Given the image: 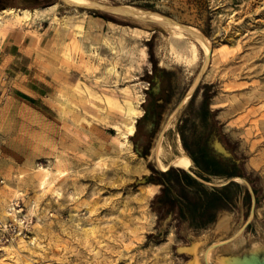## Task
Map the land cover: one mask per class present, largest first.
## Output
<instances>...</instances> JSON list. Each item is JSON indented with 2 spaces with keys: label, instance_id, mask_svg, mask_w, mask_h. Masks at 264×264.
I'll return each mask as SVG.
<instances>
[{
  "label": "rangeland",
  "instance_id": "374dc122",
  "mask_svg": "<svg viewBox=\"0 0 264 264\" xmlns=\"http://www.w3.org/2000/svg\"><path fill=\"white\" fill-rule=\"evenodd\" d=\"M15 2L20 10L1 16L31 34V60L0 74V264H187L185 247L212 242L224 211L225 237L240 232L217 253L264 242V0ZM122 6L200 31L210 42L204 71L192 38ZM46 7L33 17L21 10ZM163 74L167 98L142 156L132 135L124 140V121L136 127ZM177 138L192 160L182 169L208 189L235 178L231 210L202 228L158 208L162 186L149 181ZM201 148L238 175L203 172Z\"/></svg>",
  "mask_w": 264,
  "mask_h": 264
},
{
  "label": "trees",
  "instance_id": "16d2710c",
  "mask_svg": "<svg viewBox=\"0 0 264 264\" xmlns=\"http://www.w3.org/2000/svg\"><path fill=\"white\" fill-rule=\"evenodd\" d=\"M31 2L32 5L22 8L44 7L53 4L54 0H31ZM5 7H17L15 0H0V10ZM167 87V79H164L161 93L165 98H167L165 93ZM197 163L203 172L214 176L231 177L239 173L235 163H230L228 159L206 148L200 149ZM153 173L149 181L162 186L161 193L155 199L158 208L168 213H173L177 209V213L189 218L195 227L202 228L214 222L218 212L231 210L233 195L229 193V188L235 185L233 181L220 188L208 189L182 168L169 167L164 171H153Z\"/></svg>",
  "mask_w": 264,
  "mask_h": 264
},
{
  "label": "bare ground",
  "instance_id": "6f19581e",
  "mask_svg": "<svg viewBox=\"0 0 264 264\" xmlns=\"http://www.w3.org/2000/svg\"><path fill=\"white\" fill-rule=\"evenodd\" d=\"M69 1L76 3L78 0H69ZM79 2H81V1H79ZM50 8L51 7L35 8L31 11L28 9H21V10L25 14V16L33 17V16L37 15L40 11L48 10ZM119 8L120 9H127L130 12L139 14L140 16H144L146 18L150 17V18H153L155 20H158L159 22H162V24L167 25L171 29H175V28L179 29L180 35L188 36V37L192 38L195 42H197L198 45H200V47L202 49H204L205 59L203 62V66L200 70V73H202L204 71V69L206 68L208 59H209V55H210V42H209L208 38L206 36H204L200 31H198L194 28H191V27H187V26L176 27L175 23H173V22L163 23L166 19H163L162 17H160V16H158L152 12H143V11L133 9L132 7H125V6H122ZM13 10H20V9H13L11 7L2 9V10H0V17H3V16H1L2 14L7 13V12H11ZM89 26H90V28H92L91 24H89ZM232 56L234 57V56H236V54L232 55ZM260 59H264V56H261ZM196 82L197 81L194 82L193 86L196 84ZM193 86L191 87L190 90H192ZM262 101H264V100H262ZM126 103H127V107H126L127 108V114L132 113V112L134 113V110H133L131 103L129 101ZM171 117L173 118V116H171ZM169 120L167 121L168 122L167 127H168V125H172V119L170 121ZM134 122H135L134 117H129L124 121L126 131L123 133V137H124V140L126 142L128 141L127 137L132 135L134 132V129H135ZM176 140H177V147H176L177 153L176 154L173 151H171L170 149L167 152H161V157H163L164 159H166L168 161L167 165L162 163L160 158H157V164L163 171L166 170L168 167L166 169H164V168L166 166H169V165L189 170V166L191 164V159L187 155L185 150L182 148L179 139L177 138ZM214 146L217 150H219L221 152H225L223 146L218 141L214 142ZM223 213H227V214H224L220 217V215ZM228 214H230V213L224 211L218 215L216 221L214 222L213 228L211 230V234H213L215 236V238L212 242L208 243L207 242L208 240L206 239L207 238L206 237L205 239L196 240V241L192 242L189 247H185V250H187L192 256L191 260L187 264H256V260L262 254H264V242H261V241H253L250 244V246L245 248V250L241 254L222 253V252L217 253L216 252V249L218 246L223 245V244L227 243L229 240L235 238L238 235V233L240 232V230H239L237 233L230 236L229 238L225 237L231 229V222H229L230 217ZM231 221H232V216H231ZM228 222L230 224L229 228L227 229V231L223 235H219L214 231V227L217 225V223H219V225H221V226H228Z\"/></svg>",
  "mask_w": 264,
  "mask_h": 264
},
{
  "label": "crops",
  "instance_id": "0c3cea01",
  "mask_svg": "<svg viewBox=\"0 0 264 264\" xmlns=\"http://www.w3.org/2000/svg\"><path fill=\"white\" fill-rule=\"evenodd\" d=\"M9 17L0 22V74L20 70L30 65L31 54L28 48L31 34L25 26L19 27L7 24ZM30 31V30H29ZM16 67V69H15Z\"/></svg>",
  "mask_w": 264,
  "mask_h": 264
},
{
  "label": "flooded vegetation",
  "instance_id": "af4514ba",
  "mask_svg": "<svg viewBox=\"0 0 264 264\" xmlns=\"http://www.w3.org/2000/svg\"><path fill=\"white\" fill-rule=\"evenodd\" d=\"M163 80H164V75H161L159 77L160 90L158 95H153L151 92H148L147 99L144 100L145 103L144 115L137 122V125L132 134L133 147L135 151L142 156L148 155L151 146L152 135L155 130L158 117L160 115L161 103H163L166 100V98L161 93L162 92L161 84ZM191 165H192V160H191Z\"/></svg>",
  "mask_w": 264,
  "mask_h": 264
},
{
  "label": "water",
  "instance_id": "95a60500",
  "mask_svg": "<svg viewBox=\"0 0 264 264\" xmlns=\"http://www.w3.org/2000/svg\"><path fill=\"white\" fill-rule=\"evenodd\" d=\"M65 4H72L71 1L69 0H59ZM157 86H158V83H157ZM156 91H158V88H156ZM168 169V168H167ZM144 180H147L146 178ZM232 180H235V178H231L229 181H232ZM256 264H264V254H262L257 260H256Z\"/></svg>",
  "mask_w": 264,
  "mask_h": 264
},
{
  "label": "built area",
  "instance_id": "2783aa9c",
  "mask_svg": "<svg viewBox=\"0 0 264 264\" xmlns=\"http://www.w3.org/2000/svg\"><path fill=\"white\" fill-rule=\"evenodd\" d=\"M22 222H24V220H21ZM26 230V229H25ZM22 230H20V232H21Z\"/></svg>",
  "mask_w": 264,
  "mask_h": 264
}]
</instances>
